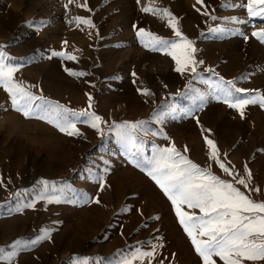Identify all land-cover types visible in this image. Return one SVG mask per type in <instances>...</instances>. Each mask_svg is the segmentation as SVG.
Here are the masks:
<instances>
[{"label":"rangeland","instance_id":"1","mask_svg":"<svg viewBox=\"0 0 264 264\" xmlns=\"http://www.w3.org/2000/svg\"><path fill=\"white\" fill-rule=\"evenodd\" d=\"M204 4L207 16L201 14L203 8L196 11L200 5L195 0H74L71 4L0 0V45L10 62L20 65L14 80L36 97L74 111L94 112L105 121L103 136L83 122L76 123L81 134L70 136L37 115L25 117L0 86V248L4 250L0 264H72L73 260L106 264L130 256L137 248L149 251L157 243L163 247L156 249L151 264H202L171 202L108 130L114 123L148 121L151 131L164 135L142 137L146 155L151 156L153 143L160 148L174 145L193 163L234 183L233 176L208 158L207 135L229 168L241 177L246 175L245 165L251 171L248 189L235 186L264 202V108L250 104L241 118L235 109L208 96L199 110L198 104L193 106L195 92L190 91L208 95L210 86L222 77L264 94V44L251 35L264 28V21L248 17L243 6L247 0H204ZM145 6L160 11L143 12ZM163 9L195 42V58L203 61L196 69L199 78L193 79L191 72L177 73L171 56L145 47L137 36L143 28L165 40L178 39ZM76 17L90 20L92 26L77 23ZM231 17L251 23L237 24ZM40 21L44 24L37 30ZM217 28L237 29L248 40L238 33L222 37L212 31ZM53 51L76 59L52 56ZM65 69L86 75H69ZM138 88H147L152 95L144 96ZM86 93L93 97L91 108ZM41 103L37 99L33 108ZM173 104L182 111L170 113L167 106ZM186 111L192 115H185ZM161 112L169 114L157 122L155 114ZM42 180L49 182L47 187ZM252 186L259 193L252 192ZM69 189L86 197H73ZM185 210L199 215L198 209L185 206ZM43 230L50 239L16 249L9 257L16 240H35Z\"/></svg>","mask_w":264,"mask_h":264},{"label":"snow or ice","instance_id":"2","mask_svg":"<svg viewBox=\"0 0 264 264\" xmlns=\"http://www.w3.org/2000/svg\"><path fill=\"white\" fill-rule=\"evenodd\" d=\"M73 2L74 0H68V4ZM137 3H140V0H137ZM195 4L200 5V8H196V11L200 12L203 8L204 11L201 14L208 15L204 0H195ZM64 6L67 7L68 5ZM81 6L87 7L86 4ZM221 6L227 7L228 5L222 4ZM243 6L247 9L249 18H259L264 21V0H247V4ZM141 10L153 13L160 11L151 6L142 7ZM162 11L168 17V25L178 39L165 40L151 32H146L143 28L137 30V36L145 47H150L152 51H160L171 56L175 61V71L177 73L191 72L193 73V79L199 78L196 69L197 65L202 64L203 61H198L195 58L197 51L195 42L183 35L178 19L170 11L167 9ZM75 19L77 23L92 26L91 21L88 19L83 17H76ZM230 19L231 22L237 24L251 23V20H241L237 17H231ZM43 24L44 22L40 21L37 24V30ZM133 27L136 26L133 25ZM212 31L220 33L222 37L238 33L245 41L248 40V36L243 32H238L237 29L217 28ZM251 35L261 44H264V28L252 31ZM4 47L0 45V86L8 93L12 105L17 111L22 112L25 117L37 115V118L47 120L61 132L70 136L81 134L76 128L77 122L88 124L99 135H104L102 125L105 121L101 116L85 109L74 111L59 103L45 101L43 97L34 96L29 90L17 83L14 80V73L20 65L10 62L11 58L3 51ZM52 56L70 60L76 59L75 56L63 51H53ZM65 70L68 71L69 75H86V73L72 72L70 69ZM208 71L212 72L214 70L208 69ZM132 75L135 77V72ZM185 87L189 86L186 85ZM210 87L212 90L208 95L190 89V91L195 92V96L192 97L194 107L198 104L199 110H202L208 96H211L213 99L227 104L229 108L235 109L239 112L241 118L244 117L245 108L250 104L258 103L261 108H264V94L257 90L237 87L232 80L225 81L221 77L217 83L212 84ZM137 91L144 96L152 95L147 88H138ZM86 95L88 96V107L91 108L93 97L87 93ZM37 99L41 100L42 103L33 108V104ZM167 107L172 114L182 111L175 104ZM168 114L169 112L156 113L155 120L161 122L162 117ZM184 114L192 115V112L186 111ZM197 123H199L198 119ZM147 124L148 121L144 120L134 123H114L109 125L108 130L115 133L130 161L150 177L163 195L171 202L179 224L191 240L202 264H217V260L214 258H219L223 264L264 261V202H256L250 195L235 186L238 184L245 189L249 188L252 174L247 165L244 167L246 175L241 177L239 173H236L233 168H229L221 160L215 141L208 138L207 135L204 139L210 149L208 158L218 165L219 169L226 175L233 176L234 183L221 179L210 170L193 163L187 156L178 152L174 145L160 148L153 143L151 156L146 155V143L142 137L164 135L162 131H151ZM203 131L210 133V129H204ZM184 151L186 152L188 149L185 148ZM98 182L101 189H103V177H100ZM40 183L47 187L49 182L42 180ZM53 188H55V184H53ZM250 190L255 193L260 191L255 186H252ZM69 191L72 192L73 197H86L84 193H77L71 189ZM96 202L99 203V200ZM32 206V204L26 205V207ZM185 206L188 209H198L199 215L186 211ZM47 239H50L49 232L43 230L42 234L35 240L27 242L16 240L12 245L13 253L8 255L11 257L15 254L16 249L27 248L30 245L34 246L39 241ZM150 247L151 250L149 251H142L137 248L130 256L124 255L118 260H108L106 264H137V262L151 264L155 258L156 249L163 247V244L157 243ZM3 251L0 248V253H3ZM72 264H78V262L73 260ZM84 264H87V262L85 261ZM98 264H101V262H98ZM160 264H163V261H160Z\"/></svg>","mask_w":264,"mask_h":264}]
</instances>
